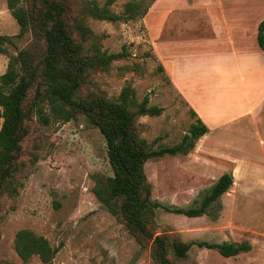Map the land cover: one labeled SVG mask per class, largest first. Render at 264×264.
Here are the masks:
<instances>
[{"label": "rangeland", "instance_id": "374dc122", "mask_svg": "<svg viewBox=\"0 0 264 264\" xmlns=\"http://www.w3.org/2000/svg\"><path fill=\"white\" fill-rule=\"evenodd\" d=\"M85 1H73L77 11ZM95 1L102 5L106 0ZM127 1L112 0L109 7L121 13ZM175 1V5H165L154 0L143 17L129 20L85 18L91 30L101 36L103 50L117 52L125 45L129 55L113 61L106 71L91 72L81 94L101 92L115 99L126 83L133 86L138 100L149 93V103L161 106L162 111L157 116L142 115L136 122L139 135L154 148L178 143L197 118L209 128L224 126L242 108L237 84L228 85L221 77L202 78L221 66L215 58L221 48V29L196 17L197 9L189 13L186 0ZM234 1L220 0L221 11L228 12ZM258 6L262 14L264 0H244V15L256 14ZM149 27H154L151 32L156 42L150 39ZM17 32L16 20L5 0H0V34ZM182 55L186 58H176ZM7 62L8 56L0 53V74ZM160 64H168L181 77V85L186 86L199 116L175 88L164 66L158 69ZM186 74L194 78L190 81ZM27 124L29 133L22 142V169L16 176L15 193L0 197V264H154L151 240H136L125 223L110 214L92 192L94 174L112 173L98 128L82 114L67 121L51 118L47 124L30 115ZM259 129L264 142V123ZM236 139L244 148V137L236 132ZM256 142L252 143L258 149L255 155L264 159V144ZM235 149L222 140L219 130L208 129L186 154H165L145 162L150 198L169 206L191 205L222 173L233 174L232 184L219 198L222 206L215 219L157 208L151 227L153 235H179L183 241L246 242L251 249L225 257L216 249L193 245L184 258L170 254L172 264H264V180L260 175L254 180L241 176ZM251 168L245 173L247 177L258 174L259 168ZM22 228L43 235L53 246L60 245L50 262H42L37 256L23 261L17 255L13 240Z\"/></svg>", "mask_w": 264, "mask_h": 264}, {"label": "trees", "instance_id": "16d2710c", "mask_svg": "<svg viewBox=\"0 0 264 264\" xmlns=\"http://www.w3.org/2000/svg\"><path fill=\"white\" fill-rule=\"evenodd\" d=\"M73 1L5 0L18 32L0 34V53L8 56L6 69L0 74V197L15 193L16 176L22 169V142L29 133L27 118L36 115L47 124L51 118L67 121L82 114L103 136L112 172L107 176L94 174L92 192L110 214L125 223L136 240H151L154 264H172L170 254L184 258L193 245L216 249L225 257L250 250L246 242L183 241L179 235H153L151 224L157 208L215 219L222 206L219 198L232 184L231 172L222 173L199 200L186 207L150 198L145 162L165 154H186L207 127L197 118L190 125V134L185 133L178 143L154 148L139 135L136 122L142 115L157 116L162 111L161 106L149 103V93L138 100L133 86L126 83L115 99L93 91L82 95L91 72L106 71L113 61L129 55L125 45L117 52L103 50L101 36L91 30L86 16L110 22L143 17L154 0H129L121 13L110 9L112 0L102 5L85 1L80 11ZM256 39L264 50V18L258 24ZM22 42L25 44L20 46ZM158 69L163 70L161 64ZM13 247L23 261L37 256L48 263L60 245L53 246L43 235L22 228L15 233Z\"/></svg>", "mask_w": 264, "mask_h": 264}, {"label": "crops", "instance_id": "0c3cea01", "mask_svg": "<svg viewBox=\"0 0 264 264\" xmlns=\"http://www.w3.org/2000/svg\"><path fill=\"white\" fill-rule=\"evenodd\" d=\"M157 2V4L161 2L165 5L172 2L174 5L176 4L175 0H168V2L157 0ZM212 2L216 5L211 4L209 0H186L189 13L197 9L198 13L195 15L196 17L201 16L211 27L221 29V48H219L218 54L215 57L219 60L221 66L217 70L213 69L208 73H204L202 78L221 77V80L228 85L237 84L242 108L224 126L217 125L216 127L209 128L206 125L207 131L208 129L209 131L219 130L222 140L228 141L231 148H236L235 164L238 171L242 173L241 176L243 178L254 180L260 175V180H264V159L260 160L256 157L255 153L258 152V149L252 144L256 145V141L260 142L259 145L264 144L259 129V125L264 123V50L259 47L256 39L258 24L264 18V10L261 14V9L258 6L257 13L250 16L244 15V0H235L231 3L233 7L227 9L228 12L221 11L220 0H212ZM208 20L212 23L210 24ZM149 28L150 39L156 42L157 38L151 32L152 29L154 30V27ZM187 53L190 54L189 52ZM157 56L161 62L162 59L158 54ZM176 58L182 60L186 56H176ZM161 63L163 64V62ZM163 66L175 88L182 94L196 114H198L199 109L194 104L192 98H189L190 94L186 91V86L181 85L179 80L181 77L176 72H173L168 64ZM185 72L189 73L188 70ZM185 78L191 81L194 77L186 74ZM235 124L238 127L233 126ZM235 131L244 137V148L240 145L241 142L236 139ZM251 167H255V171L256 167L259 168L258 174L247 177L245 173L248 170L252 171ZM231 175L233 182V174L231 173ZM255 184L257 183L255 182Z\"/></svg>", "mask_w": 264, "mask_h": 264}, {"label": "water", "instance_id": "95a60500", "mask_svg": "<svg viewBox=\"0 0 264 264\" xmlns=\"http://www.w3.org/2000/svg\"><path fill=\"white\" fill-rule=\"evenodd\" d=\"M190 134V132H188Z\"/></svg>", "mask_w": 264, "mask_h": 264}]
</instances>
